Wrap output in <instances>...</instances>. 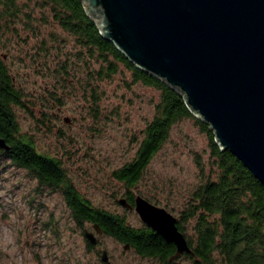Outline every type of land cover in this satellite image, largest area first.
<instances>
[{
	"label": "rangeland",
	"instance_id": "rangeland-1",
	"mask_svg": "<svg viewBox=\"0 0 264 264\" xmlns=\"http://www.w3.org/2000/svg\"><path fill=\"white\" fill-rule=\"evenodd\" d=\"M33 14L36 30L29 31L21 21L16 24L19 31L8 33L0 48L3 63L24 94V105L15 107L21 130L39 152L61 160L93 204L140 226L136 211L117 203L125 186L113 171L136 155L159 91L134 83L125 67L110 79L91 80L87 66L75 56L74 40L54 22L38 18L37 6ZM53 34L59 36L56 43ZM66 56L73 57L70 74L77 81L65 82L57 71ZM91 84L99 89L97 114L90 108ZM214 162L208 132L196 119H183L172 127L134 190L178 217L204 179L202 171L212 173ZM86 229L93 226L76 223L59 191L40 185L31 171L0 151V264H162L105 234H97L98 244L90 245ZM103 249L109 262L101 258ZM174 260L172 264H192L185 256Z\"/></svg>",
	"mask_w": 264,
	"mask_h": 264
},
{
	"label": "trees",
	"instance_id": "trees-1",
	"mask_svg": "<svg viewBox=\"0 0 264 264\" xmlns=\"http://www.w3.org/2000/svg\"><path fill=\"white\" fill-rule=\"evenodd\" d=\"M35 6L41 11L38 18L54 22L74 40L77 47L74 55L87 66L91 80L110 79L125 67L130 70L134 83L141 82L159 91L154 116L143 130L136 155L113 171V176L125 186L119 198L124 197L134 204L138 194L134 189L168 139L172 127L183 119H196L208 132L216 168H212V173L202 171L204 179L193 189L177 217L178 227L193 249L192 254L181 256L190 259L192 264H264V184L231 151L221 150L213 130L191 112L177 91L139 69L101 35L82 0H0V48L8 33L19 31L17 23L23 21L29 31L36 30ZM58 37L53 34L52 40L56 43ZM47 45L45 42L42 49L46 50ZM72 61L73 57L66 56L56 67L65 82L78 80L70 74ZM61 85L64 86L63 81ZM90 86V108L97 114L99 89L94 84ZM22 105L23 91L0 57V137L10 145L9 150L0 151L16 166L31 171L40 185L59 191L78 225L97 224L102 234L129 244L140 255L156 258L162 264H172L179 258H173L175 244L146 224L135 226L124 214L97 206L84 196L61 160L39 152L34 140L21 130L15 107Z\"/></svg>",
	"mask_w": 264,
	"mask_h": 264
},
{
	"label": "water",
	"instance_id": "water-1",
	"mask_svg": "<svg viewBox=\"0 0 264 264\" xmlns=\"http://www.w3.org/2000/svg\"><path fill=\"white\" fill-rule=\"evenodd\" d=\"M101 35L135 66L157 77L209 125L264 184V0H82ZM0 149L10 145L0 137ZM133 209L176 246L173 258L193 253L178 218L142 194ZM85 230L97 243L99 225ZM127 244L125 248H128ZM101 258L109 262L105 249Z\"/></svg>",
	"mask_w": 264,
	"mask_h": 264
},
{
	"label": "flooded vegetation",
	"instance_id": "flooded-vegetation-1",
	"mask_svg": "<svg viewBox=\"0 0 264 264\" xmlns=\"http://www.w3.org/2000/svg\"><path fill=\"white\" fill-rule=\"evenodd\" d=\"M93 230H94V228H93ZM95 234H96V235H97V234L100 235L97 231H95ZM98 242H99V237L97 236V243L94 244V246L97 245ZM126 245H127V244H126ZM126 245H125V246H126ZM128 245H129V244H128ZM129 247H130V245H129ZM129 247H128V248H129ZM131 248H132V247H131ZM103 250H105V249H103ZM103 250H102V251H103ZM108 254H109V253H108Z\"/></svg>",
	"mask_w": 264,
	"mask_h": 264
}]
</instances>
